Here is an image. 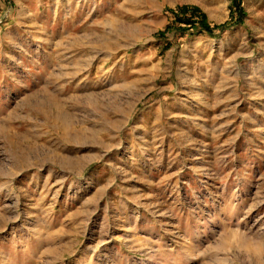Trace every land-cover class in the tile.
<instances>
[{
    "label": "rangeland",
    "instance_id": "rangeland-1",
    "mask_svg": "<svg viewBox=\"0 0 264 264\" xmlns=\"http://www.w3.org/2000/svg\"><path fill=\"white\" fill-rule=\"evenodd\" d=\"M0 264H264V0H0Z\"/></svg>",
    "mask_w": 264,
    "mask_h": 264
},
{
    "label": "trees",
    "instance_id": "trees-1",
    "mask_svg": "<svg viewBox=\"0 0 264 264\" xmlns=\"http://www.w3.org/2000/svg\"><path fill=\"white\" fill-rule=\"evenodd\" d=\"M238 11L241 13L242 10L240 8V6L238 5ZM191 28H194L196 29L195 31L198 32V33H206V34H209V35H215V31L210 29V27L202 22H194L192 27ZM220 28V31H224L227 27L226 26H221L219 27ZM192 31V30H190Z\"/></svg>",
    "mask_w": 264,
    "mask_h": 264
}]
</instances>
